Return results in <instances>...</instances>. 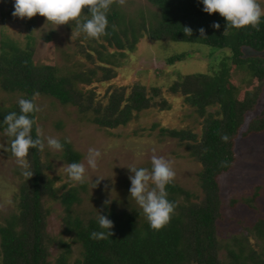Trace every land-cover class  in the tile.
Returning <instances> with one entry per match:
<instances>
[{
    "label": "trees",
    "instance_id": "trees-1",
    "mask_svg": "<svg viewBox=\"0 0 264 264\" xmlns=\"http://www.w3.org/2000/svg\"><path fill=\"white\" fill-rule=\"evenodd\" d=\"M148 1L160 13L151 26L143 23L138 29L131 21L129 28H124L123 14H107L108 34L92 40L102 39L107 46L102 43L101 47L106 51L116 49V52L106 55L96 48L88 52V59L96 69L66 74L57 67L36 64L31 47L23 49L13 42L4 43L0 88L25 99H32L38 93L35 103L37 97L53 98L63 106L76 108L98 127L116 130L128 126L145 111L171 110L160 88H153L151 92L144 86L111 88L105 96L93 88L97 80L105 83L117 77L111 67L118 65L119 58L127 52H135L140 40L148 37L155 41L193 42L218 50L230 49L232 56L214 75L183 76L170 87V92L181 95L185 104L194 108L202 119L201 134L162 129L164 137L185 144L190 157L200 165L198 181L202 195L194 196L171 182L167 186L168 199L176 207L170 221L159 230L151 228L143 211L135 206L130 209L109 206L102 214L113 221L114 235L93 239L91 233L102 230L97 223L99 216L82 218L77 210L83 203L84 186L69 188L64 193L59 191L49 174L51 166L43 158V147L30 148L26 159L33 176L22 173L17 211L0 225V264H53L50 259L55 246L60 250L55 264H70L72 243L56 239L48 232L50 202H59L64 207L63 233L74 237V242L81 246V257L74 264H264L263 218L248 229L249 234L242 233L228 241L219 236V226L226 218L222 179L237 165L238 140L264 135V111L250 118L264 90V57H247L245 53L246 49L264 52V17L259 30L251 26L237 29L227 27L226 18L219 12H204L199 0ZM85 12L90 16L87 9ZM216 22L220 24L219 29L212 27ZM201 28L205 29L203 35ZM95 52L100 56L98 62L93 60ZM186 57L185 54L176 56L168 63L175 65ZM232 65L246 72L253 82V88L242 93L243 96L232 83ZM10 112L20 114L18 102L10 107L0 105L1 133H6L7 124L3 121ZM29 115L35 121L31 134L36 139L38 111ZM224 135L229 137L228 141L222 139ZM63 145L66 163H81L83 157L71 143L63 142ZM9 151L15 157L11 145Z\"/></svg>",
    "mask_w": 264,
    "mask_h": 264
},
{
    "label": "rangeland",
    "instance_id": "rangeland-1",
    "mask_svg": "<svg viewBox=\"0 0 264 264\" xmlns=\"http://www.w3.org/2000/svg\"><path fill=\"white\" fill-rule=\"evenodd\" d=\"M260 2L264 8V0ZM13 11L14 0L0 2V56L4 43L13 42L23 49L31 47L36 64L57 67L63 73L72 74L96 69L87 54L95 48L106 52V55L116 52V49L108 48L106 51L101 47L102 43L106 45L104 40L94 42L87 37L79 30L76 21L56 25L47 22V18L39 14L32 18H20L13 16ZM114 12L125 16L124 28H129V22L134 21L138 29L143 23L148 26L156 23L160 14L148 0H114L108 13ZM85 16L90 18L84 11L78 19L83 22ZM129 37L131 38L130 33ZM122 38L127 41L123 34ZM245 53L247 57H264V52L257 53L251 49H246ZM183 54L187 55L185 60L169 65L171 58ZM93 55V60L98 62L100 56L96 52ZM231 56L230 49L218 50L200 43L155 41L148 37L140 40L135 52H127L125 57L119 58L118 65L111 67L117 77L105 83L97 80L93 88L101 96H105L111 88L144 86L149 92L153 88H160L171 110L145 111L138 114L128 126L116 130L98 127L76 108L63 106L53 98H36V105L39 107L37 125L43 138V158L51 166L49 174L56 181V188L62 193L69 188L84 186L83 203L77 209L82 218L98 217L107 207L113 205L125 209L135 206L142 210L130 196L129 176L133 173L128 167H144L150 170L154 155L171 161L176 173L172 181L174 184L192 192L194 196L202 195L198 181L200 165L190 157L185 144L162 135V129L192 130L201 134L202 119L194 108L185 104L181 95L172 94L170 87L183 76L214 75ZM101 75L99 79L102 80ZM231 80L239 88L240 94L253 88V82L247 73L233 65ZM20 98L22 95L9 94L0 88V105L10 107ZM263 111L264 90L258 108L250 118L253 119ZM48 136L57 138L62 143L66 142L65 138L70 139L71 145L82 155L81 163L87 169L84 183L73 181L69 177L66 171L69 164L63 158V149L49 147L44 139ZM10 139L6 133L0 132V225L9 214L17 211L16 197L24 171L18 165L17 159L10 155ZM90 148L101 152L95 169L86 160ZM237 153L235 169L222 179L226 218L219 226V236L226 241L242 233L249 234L248 229L259 219H264V135L250 139L241 138L237 143ZM99 177L104 179L96 185L95 181ZM152 186L150 182V187ZM105 201L110 203L105 204ZM48 207L52 209L48 232L56 239L63 238L72 243L73 256L70 264H74L81 257L82 251L80 244L74 242V237L63 233L65 209L59 202H50ZM51 253L50 260L55 264L60 250L55 246Z\"/></svg>",
    "mask_w": 264,
    "mask_h": 264
},
{
    "label": "clouds",
    "instance_id": "clouds-1",
    "mask_svg": "<svg viewBox=\"0 0 264 264\" xmlns=\"http://www.w3.org/2000/svg\"><path fill=\"white\" fill-rule=\"evenodd\" d=\"M2 2V0H0ZM114 0H14L13 16L20 18H32L37 14L47 18V22L56 25L68 24L76 21L79 30L90 38H100L107 35L109 21L107 14ZM122 2V0H121ZM203 4V11L209 14L219 12L226 18L228 26L234 28H243L251 26L259 30L262 17H264V8L261 7L260 0H199ZM87 9L90 18L84 17L83 22L80 18L82 13ZM115 29V25H112ZM212 27L219 29L220 24L214 23ZM192 32L190 28H187ZM201 35L205 33V29H200ZM35 93L32 99L20 98L18 103L20 106V114L10 112L5 116L3 123L7 124L4 130L9 137H12L11 152L16 157L18 165L24 169L23 174L32 177L29 171V163L26 159L29 149L37 146L43 147L41 138V130L36 129V139L32 136L34 119L29 115L39 111V107L35 103ZM47 145L54 149H62L63 143L52 136L45 137ZM224 141H228L229 137L224 135ZM66 142H71L65 138ZM101 157L98 149L90 148L88 150L86 160L87 164L95 169L97 161ZM133 175L129 176L131 187L129 189L130 196L136 200L138 205L146 216L151 228L159 230L163 228L171 219L175 211V203L168 199L167 186L174 180L175 171L170 160L164 157L153 156L151 160V169L144 167H128ZM69 177L76 182L84 183L87 179V169L84 163L73 162L66 168ZM104 178L99 177L95 181L99 185ZM150 182L152 187H150ZM110 201H105V204ZM101 231H93L91 238L106 239L113 236L112 231L114 224L108 216L100 214L97 221Z\"/></svg>",
    "mask_w": 264,
    "mask_h": 264
}]
</instances>
